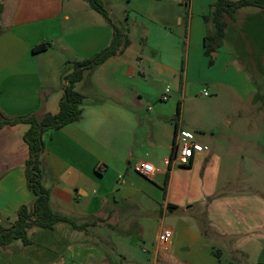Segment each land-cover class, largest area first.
Wrapping results in <instances>:
<instances>
[{"label":"crops","instance_id":"1","mask_svg":"<svg viewBox=\"0 0 264 264\" xmlns=\"http://www.w3.org/2000/svg\"><path fill=\"white\" fill-rule=\"evenodd\" d=\"M0 2V111L9 119L57 114L73 62L107 48L112 26L87 0ZM101 2L130 44L84 72L75 84L85 96L81 119L46 131L38 158L51 209L88 226L33 227L29 244L14 239L0 245V264H116L118 259L129 264L123 239L129 226L122 224L131 200L143 211L157 204L174 220L170 251L154 252L152 264H264V192L224 185L218 132L231 123L229 110L215 98L201 104L192 95L194 86L209 84L216 97L226 89L235 102L243 90H252L232 66L226 45L212 64L205 54V37L215 32L205 17L217 0ZM44 42L48 49L33 52ZM167 86L170 98L163 100ZM29 127H0V224L5 228L35 198L25 175ZM177 131L206 141L208 149L187 164L169 166ZM139 162L153 165L152 177L135 169Z\"/></svg>","mask_w":264,"mask_h":264},{"label":"rangeland","instance_id":"2","mask_svg":"<svg viewBox=\"0 0 264 264\" xmlns=\"http://www.w3.org/2000/svg\"><path fill=\"white\" fill-rule=\"evenodd\" d=\"M222 45H226L228 53L234 58L232 66L241 71L246 86L250 85L252 90L247 94L243 90L242 97L236 96L235 102L232 94L226 89H222L220 96L216 97L209 84L194 86L192 95L198 96L199 99L196 101L201 104H206L208 99L215 98V102L227 106L229 110L231 123L221 125L218 132L221 140L218 150L223 161L224 185L229 186L233 191L240 189L242 192L250 190L262 193L264 192V9L247 7L237 11V21H229ZM205 91L209 96H204ZM205 133L210 135L208 131ZM204 143L206 144V141ZM130 202L131 208L123 211V214L131 219H126L122 224L124 229L129 226V231L123 236L124 251L129 264H152L154 245L160 228L174 224L172 214L171 212L162 214L157 204L149 203L147 210L143 211L135 200ZM133 240L135 244L132 243ZM114 247L118 250L116 244ZM107 252L113 257L110 248ZM122 263L124 264L118 259L116 264Z\"/></svg>","mask_w":264,"mask_h":264},{"label":"trees","instance_id":"3","mask_svg":"<svg viewBox=\"0 0 264 264\" xmlns=\"http://www.w3.org/2000/svg\"><path fill=\"white\" fill-rule=\"evenodd\" d=\"M90 5L99 12L114 30L112 43L101 50L93 57L73 62V71L66 77V84L63 98L59 103L57 114L45 113L42 117L30 114L22 118L9 119L0 111V127L6 124L25 123L30 127L25 133L24 139L29 146L30 156L25 164V175L28 189L35 196L30 206L23 205L17 211V220L5 228L0 224V245L5 247L14 239H21L24 244H29L28 230L33 227L52 229L58 222H66L75 229L83 230L88 224H77L71 218L54 212L49 205V190L42 181V172L38 164L39 155L45 151L43 134L51 129H59L67 124L77 122L82 117V104L85 96L75 90V84L80 81L86 70L93 69L103 63L109 57L122 53L129 46L130 41L124 39L120 29L109 16V12L103 6L101 0H87ZM256 7L264 9V0H217L213 5L206 21L212 20L215 32L205 37V54L210 57L213 63L214 54L222 46L225 31L229 21L235 20V14L239 9ZM3 5L0 2V33L1 15ZM50 43L44 42L33 48V52H40L48 49ZM172 204L169 205L171 207Z\"/></svg>","mask_w":264,"mask_h":264},{"label":"built area","instance_id":"4","mask_svg":"<svg viewBox=\"0 0 264 264\" xmlns=\"http://www.w3.org/2000/svg\"><path fill=\"white\" fill-rule=\"evenodd\" d=\"M170 88L167 86L162 95L163 100H168L170 96L168 95ZM205 96H208V92H204ZM208 147L197 140L195 136L187 131H177L175 142H174V152L171 158L167 160V164L170 166L173 162L179 161L182 164H187L188 161L193 158L196 152L207 150ZM135 169L146 177H152L155 169L152 164L148 162H139L136 164ZM174 233L172 228L162 226L154 245V252L158 254L159 252L170 251L171 244L173 241ZM146 250V249H145Z\"/></svg>","mask_w":264,"mask_h":264}]
</instances>
